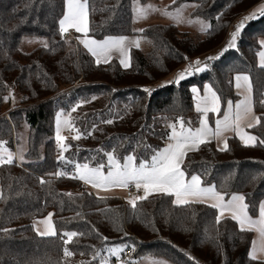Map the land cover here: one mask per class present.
Wrapping results in <instances>:
<instances>
[{
	"label": "trees",
	"instance_id": "obj_1",
	"mask_svg": "<svg viewBox=\"0 0 264 264\" xmlns=\"http://www.w3.org/2000/svg\"><path fill=\"white\" fill-rule=\"evenodd\" d=\"M133 1L89 0V35L140 33L151 41L147 50L132 48L131 65L125 68L117 58L97 65L74 37L61 35L64 0H0V140L16 150L23 138L27 142L23 160L15 157L12 164L0 166V264H65L59 235L65 231L83 234L68 245L80 264H99L93 254L113 243L128 245L125 259L152 255L173 264H264L248 255L253 231H241L229 217L217 223L218 209L210 204L178 206L172 195L155 193L133 209L120 197L97 196L71 178L73 164L58 161L59 110L71 114L73 132L81 136L66 140V160L95 166L106 163L105 153L113 149L121 159L131 153L150 159L166 144L170 123L179 117L191 124L199 121L194 87H213L221 98V115L228 100H239L234 77L246 72L253 108L261 118L248 128L257 138L254 146L233 134L228 150L220 151L211 140L189 152L183 167L226 196L244 194L249 213L259 214L264 198V144L259 143L264 140V67L258 61V39L264 36V16L249 21L237 46L211 60L207 70L179 83L153 85L187 57L195 59L221 45L234 21L264 0H175L172 7L195 3L191 15L209 23L204 35L174 23L136 31ZM26 36L44 37L47 47L22 50ZM58 171L66 175L55 176ZM49 213L54 214L56 237L40 236L33 224ZM66 264H71L68 259Z\"/></svg>",
	"mask_w": 264,
	"mask_h": 264
},
{
	"label": "snow or ice",
	"instance_id": "obj_2",
	"mask_svg": "<svg viewBox=\"0 0 264 264\" xmlns=\"http://www.w3.org/2000/svg\"><path fill=\"white\" fill-rule=\"evenodd\" d=\"M137 4L134 9L137 18H145L150 11H159L154 6L148 5L146 7L139 6V0H135ZM175 3V0H173ZM65 12L63 17L59 21L60 32L63 36L68 30L75 29L77 33H82L84 38L80 39V43L91 53L96 59L97 65L100 63H108L112 54L119 53L122 57L120 63L125 67L130 66V57L128 55L130 47H140L139 41L130 40L126 36H106L103 40H97L89 36V0H64ZM164 15L170 16L178 23L184 22L181 17V9H176L175 13L165 9ZM264 16V5L260 8L245 16L243 20L236 26L235 31L231 33V38L228 42L227 51L230 48L236 46L238 36L245 26V23L249 20L255 19L257 16ZM188 23H200L203 25V21L188 20ZM202 30H207L203 27ZM140 31H143L142 29ZM261 45L264 46V41H261ZM45 47L47 45L45 44ZM223 53H221L222 55ZM260 65L264 67V51L259 53ZM218 56L208 57L207 60L218 59ZM201 61H195L194 65H189L177 76L176 83L185 78V75H191L194 72H203L208 69L209 65L204 63L201 65ZM235 88L237 94L242 96L235 104L233 101L228 100L226 102V110L221 118L215 121V128L211 127L208 123V113L219 114L221 111V98L211 86H206L205 94L199 96L196 104L197 112L202 114V118L199 122L200 126L193 128L190 126L191 122H186L182 117L176 119L174 123L169 124L170 133L167 137L166 145L154 152L150 159H139L135 153L128 154L122 159L116 154V150L106 152V163H98L95 166L89 162H75L66 160L64 153L69 151L70 145L63 143L66 137L60 134L61 116L63 113H57V131L56 139L60 142V155L58 161L66 164H73L74 174L71 176L73 179H78L86 184H90L95 189L110 190L113 188H129L134 186L137 191L142 190L144 195L136 196L134 199L129 200L133 209L136 208L137 201L146 200L150 195L154 193L172 195L175 197L174 203L178 206L188 205L193 202L204 203L206 201H213L211 207L219 210V215L216 218V222L219 223L221 217H224L225 213L229 214V218L236 221L239 224L241 231H255L258 233V241L252 242V250L248 255L252 260L257 259L256 252H264V201L259 204L257 218H253L249 215V204L246 203V196L241 193H232L226 200L227 193L217 191L215 185L205 184L198 174L189 175L186 171L184 161L191 151L199 150V146L202 144L210 143L211 140H221L223 147L220 151L228 150L227 138H224L223 134L229 130L237 132L240 139L244 141L246 146H254V142L257 140L255 136H251L244 131V126L247 128H253L260 124L261 118L254 117L253 114V98H252V83L248 75L237 74L234 77ZM146 91H149L146 89ZM193 93L198 94V89L193 88ZM10 97H3L7 101ZM260 103L264 105V100ZM75 111V109H73ZM249 117H253L255 123L248 122L244 125V121ZM66 125H70V120H65ZM106 123H112L111 120ZM78 131V130H77ZM81 136L78 134L73 139L79 140ZM260 144H264V140L259 141ZM7 141L0 140V166L10 165L14 162V154L7 147ZM102 151V150H101ZM23 160V156L19 157ZM107 169V171H105ZM55 176H65L64 171H58L54 173ZM40 183L44 184L46 181L41 178ZM71 195V194H68ZM2 198V196H0ZM53 213H49L47 217L39 221V224L43 225V229L36 228L38 234L42 237H56L58 235L55 223L53 221ZM79 215V213L77 214ZM35 227V225H34ZM4 232L10 231L9 229H2ZM60 238L63 241L65 247L63 248V256L65 258V264L67 258H70L74 253L69 249L68 245L75 243L74 238L83 235L75 231H65L60 233ZM66 237V239H65ZM106 239V238H105ZM259 242V247L257 244ZM128 245H117L115 247L108 248L107 251L117 258H119L121 252ZM83 255V253H81ZM100 258V264H109L108 258L101 256L100 251H96L92 260ZM83 264V262H81ZM155 264H167L166 261H156Z\"/></svg>",
	"mask_w": 264,
	"mask_h": 264
},
{
	"label": "rangeland",
	"instance_id": "obj_3",
	"mask_svg": "<svg viewBox=\"0 0 264 264\" xmlns=\"http://www.w3.org/2000/svg\"><path fill=\"white\" fill-rule=\"evenodd\" d=\"M172 4H173V0H147L146 2H140L139 1V6L146 7L148 5H152V6H154L155 9H158L159 11H150L147 14V16L145 18H142V19L141 18H137L136 14H135V11H134V22H133L134 29L136 31H140L143 27L148 26V25H152V24H155V23H164V24L174 23L180 29L191 31L192 33H194L196 35H204L205 34L206 30H202V28L203 27H206V29H207L208 26H209V23L206 20H204V19H202L200 17H194V16L191 15V12H192V10L195 7V3H189L188 2V3H184L182 5H178L176 7H172ZM262 5H264L263 2H262ZM136 6H137V4L135 3V0H134L133 1V9H135ZM165 9H167L168 11H171L173 13H175L176 9H181V17H182V19H183L184 22H179L178 23L172 17L162 14ZM249 14H251V12L250 13H247L246 15H241V17H239L237 20L234 21V24L232 25V27L230 28V30H229V32L227 34L226 40L221 45H219L212 52H209V53H206V54H202V55L196 57L194 59L193 63H195V61H197V60H200L202 62L200 66H203L204 63H207L208 64L210 62V61L207 60L208 57H214V56H218L219 57L221 55V53L224 52V49L227 48L228 42H229V40L231 38V33L233 31H235L236 26L243 20V18L245 16H248ZM259 17L260 16L258 15L255 19H258ZM188 20H192V21L200 20V21H203V25H201L200 23H188L187 22ZM252 20H254V19H252ZM249 21H251V20H249ZM249 21H247L245 23V25ZM244 27H243V29H244ZM243 29L241 30V32L243 31ZM241 32H240L239 36L241 35ZM70 33L72 34L71 36L75 38V35L72 32H70ZM138 35L140 36L139 37L140 47L143 48V49H145V50L149 49L150 46H151V41L146 36H144V35H142L140 33ZM239 36H238V39H239ZM238 39L236 41V46L238 44ZM258 40H259V43L261 44V41H264V36H260ZM46 42H47V40L44 37H39V36H26L22 40L21 48L24 51H30V50L34 49L35 47H38L40 45L46 44ZM77 42L80 43L79 40ZM80 45L88 52V50L83 46L82 43H80ZM261 51H264V46H262V45H261L260 52ZM258 61H259V64H260V57H259ZM184 69H186V68L185 67L179 68V69L175 70L172 73V75L166 76L163 79H161V81L159 82V84H157V85H153L152 84V85L154 87H156V86H159V85L176 83L175 81L177 79L178 74L180 72H182ZM193 73H200V72H194V70H193ZM238 74L248 75L250 77V74L249 73H246V72L238 73ZM189 76L190 75H185V78L184 79H186ZM250 79H251V77H250ZM152 85H149L148 88L149 89L153 88ZM236 92H237V89H236ZM240 99H242V96L239 95V100ZM195 109H196V106H195ZM61 112L63 113V115L61 116L60 134L62 136H64V137H66V140H67L69 138H73L77 134L75 132H73L74 124H73V121H72L71 114L70 113H66L63 110H59L57 113H61ZM253 114H254V117H257V115H256V113H255L254 110H253ZM193 117H194V115H193ZM197 117H198V120L199 121L197 123H195V124H190V126L193 127V128H196V127H199L200 126V124H199V122H200V119H199L200 118V114L198 116H196V118ZM249 119H250V117H249ZM249 119L246 122L244 121L245 122L244 125H246V123H248V122H252V123L255 122L254 118H253V120H249ZM65 120H70L71 121V124L70 125H66L64 123ZM56 121H57V114H56ZM56 121H55V137H56V131H57V123H56ZM244 131L246 133H248L249 135H251V136H255L253 133H251V132H249L247 130V127L246 126H244ZM66 140L63 143H66ZM242 142H244V141H242ZM58 143L60 144V142H58ZM6 147L10 151H12V153L14 154V158L15 157H20L21 155H23L24 151L26 150L27 142L23 138V140L20 143L19 148L17 150L14 149V148L9 147L7 145H6ZM182 167H183V165H182ZM0 193H1V188H0ZM98 193H100V195H103V196H107V195H109V196H117L119 194V193L117 194V192H111V191H103V192H98ZM237 193H240V192H237ZM135 197H131L130 199H127V201L129 202V200L134 199ZM47 216L34 219L33 220V224L35 225V228L38 227V228H40L42 230L43 229V225L42 224H39L38 222L41 221V220H43ZM65 239H66V237H65ZM117 245L123 246V245H127V244H125V243L108 244L102 250L101 256L108 258L109 264H155L156 261H161V260L166 261L167 264H173L170 260H167V259H165L163 257L152 256V255H146V256H143L141 258H129V259H125L123 257V253L126 252L127 247L124 248V250L121 252L119 258H117L115 256H112L107 251L108 248L115 247ZM262 255H264V254H262ZM67 259L70 261L71 264H80V259L77 258V257H75L74 255L72 257H70V258H67Z\"/></svg>",
	"mask_w": 264,
	"mask_h": 264
},
{
	"label": "crops",
	"instance_id": "obj_4",
	"mask_svg": "<svg viewBox=\"0 0 264 264\" xmlns=\"http://www.w3.org/2000/svg\"><path fill=\"white\" fill-rule=\"evenodd\" d=\"M262 5V3H260V4H257V5H255L253 8H251V9H249L248 11H246L245 13H243L242 15H246L247 13H253V12H255V11H257L259 8H260V6ZM65 12V11H64ZM64 15V14H63ZM63 17V16H62ZM239 17H241V16H239ZM238 17V18H239ZM237 18V19H238ZM236 19V20H237ZM68 32H72L74 35H75V38H76V40L78 41V39H77V37H80V39H83L84 38V36H83V34L82 33H77L76 31H75V29H69L68 30ZM67 32V33H68ZM72 35V34H71ZM90 37H92V38H95V39H97V40H103L104 38H96V37H93V36H91V35H89ZM112 36H114V37H117V36H126V37H128L130 40H134V41H139V43H140V40H139V35L138 34H128V35H112ZM80 41V40H79ZM132 48H135L134 46H132V47H130V49H129V53H128V55H129V57H130V65H131V50H132ZM216 48H214L213 50H215ZM213 50H210V51H208V52H206V53H209V52H212ZM206 53H204V54H206ZM95 58V57H94ZM113 58H117L119 61H120V59L122 58L120 55H119V53H113L112 54V56H111V59H113ZM110 59V60H111ZM96 60V59H95ZM109 60V61H110ZM123 66V65H122ZM173 73V72H172ZM172 73H170L169 75H172ZM168 75V76H169ZM161 80H159L156 84H159V82H160ZM209 84H207L206 86H208ZM206 86L203 88V90H199L197 87H195V88H197L198 89V94L197 93H194L195 94V106H196V104H197V100H198V97L199 96H203L204 94H205V89H206ZM211 88H212V90L213 91H215L214 89H213V87L211 86ZM216 92V91H215ZM226 110V109H225ZM253 110H254V108H253ZM223 116V114H221V115H218V114H216V113H212V112H209L208 113V117H207V119H208V123H209V125L211 126V127H213V128H215V121L218 119V118H221ZM201 118H202V114L200 113V120H201ZM249 120H253V117H250V119ZM247 121V120H246ZM245 121V122H246ZM245 122H244V124H245ZM255 123V122H254ZM247 130H248V128H247ZM249 131V130H248ZM250 132V131H249ZM233 134H235V135H237L238 136V134L236 133V132H234V131H232V130H229V131H227V132H225L224 134H223V136H224V138H227V143H228V138H229V136H231V135H233ZM239 137V136H238ZM215 142H216V145L219 147V148H221V147H223V143H222V139L221 140H216V139H213ZM167 143V142H166ZM166 145V144H165ZM164 145V146H165ZM105 171H107V169H105ZM83 182V181H82ZM84 183V182H83ZM84 185L87 187V188H89L91 191H93L97 196H100V197H107V196H109V195H107V196H103V195H100V193H98V192H103V191H105V190H102V189H95V188H93L90 184H86V183H84ZM130 187H133V188H135L134 186H130ZM129 187V188H130ZM0 188H1V186H0ZM129 188H126V189H124V188H113V189H110V190H107V191H111V192H117V196L116 197H120V198H122V199H125V200H127V199H130L131 197H135V196H138V195H135V196H129ZM155 194V193H154ZM142 195H144V193H143V191H142V194H140V196H142ZM229 198V196H225V199L227 200ZM173 200L175 201V197L173 196ZM262 201H264V198L262 199ZM204 203H207V204H212L213 203V201H211V200H209V201H206V202H204ZM218 215H219V210H218ZM249 215H251L250 213H249ZM259 215V214H258ZM258 215L257 216H252L254 219L255 218H257L258 217ZM224 217H229V214L226 212L225 213V215H224ZM221 218H223V217H221ZM254 240H257L258 241V233L257 232H255V231H253V241ZM252 241V242H253ZM257 247H259V242H258V244H257ZM252 250V245H251V248H250V251ZM262 254H264V252H261V251H257L256 252V255H257V259H262V260H264L263 258H264V255H262Z\"/></svg>",
	"mask_w": 264,
	"mask_h": 264
},
{
	"label": "built area",
	"instance_id": "obj_5",
	"mask_svg": "<svg viewBox=\"0 0 264 264\" xmlns=\"http://www.w3.org/2000/svg\"><path fill=\"white\" fill-rule=\"evenodd\" d=\"M66 36H71V33L70 32L66 33ZM193 61H194V58L187 57L184 63L179 68H183V67L188 68L190 64L194 65ZM140 194H142V190L137 191L136 188H133V187L129 188V196H135V195H140ZM126 253L128 254L129 251H126Z\"/></svg>",
	"mask_w": 264,
	"mask_h": 264
}]
</instances>
